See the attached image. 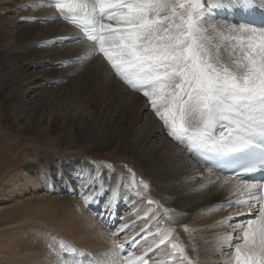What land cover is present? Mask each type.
<instances>
[{"label":"snow or ice","instance_id":"6c2138e0","mask_svg":"<svg viewBox=\"0 0 264 264\" xmlns=\"http://www.w3.org/2000/svg\"><path fill=\"white\" fill-rule=\"evenodd\" d=\"M51 6L80 29L73 42H84L89 55H99L120 81L148 99L170 138L202 155L209 171L231 170L224 183L235 180L233 187L247 193L240 202L247 213L238 215L250 218L235 221L232 232L239 235L223 241L229 264H264V175L241 179L264 173V21L227 22L236 12L264 13V0H52ZM214 20L225 23L211 24ZM141 183L147 191L148 184ZM102 185L99 172L90 184H81L88 188L81 193L85 204L95 202ZM111 204L110 198L106 206ZM163 211L167 216L171 210ZM157 231L159 247L172 232ZM170 247V258L182 257L177 264L188 260L178 243ZM64 250L75 255L74 249ZM130 264H146V259Z\"/></svg>","mask_w":264,"mask_h":264},{"label":"rangeland","instance_id":"374dc122","mask_svg":"<svg viewBox=\"0 0 264 264\" xmlns=\"http://www.w3.org/2000/svg\"><path fill=\"white\" fill-rule=\"evenodd\" d=\"M18 1L23 2L21 10L24 16L42 14L39 2ZM45 2L51 6L52 0H43L42 3ZM51 8L56 14L58 22H62L57 25H64V21L58 16V11ZM4 16L0 15V48L12 50L8 52L5 61L0 58V264H92L94 261L92 253H95L100 262L105 260L109 264H118L116 260L120 255L115 242L118 240L120 242L125 238L123 232H127L128 228L122 229V227H127L126 225L131 223L129 216L135 212V208L130 204L134 203L136 208H141L142 205H140L142 196L138 197L136 192L140 191L143 195L148 192L150 195L148 199L160 202L159 205H152L151 211L153 212L157 208L165 206L162 203L163 200L151 188L150 182L144 180L145 172L141 168L138 169L139 161L136 159V162L132 164L133 159L129 157L128 153L116 150L100 152V155L105 154L102 157L105 159L91 158L88 155L89 152L96 151L94 145L84 139L85 136L74 119V105L71 103L73 93L70 86L63 83L57 84L49 79L59 75L62 71L73 70L77 72V76L70 82L72 84L81 81L85 84L84 86L91 89L98 88L100 82L91 78V71L87 64L78 58L76 52L71 51L67 46H58V40L54 35L56 27L50 29L52 33H47L43 28L45 21L40 20V23L35 22L36 26L34 25V27L29 28L23 24L21 28L11 31L8 26L2 23ZM59 28L57 30H63L61 27ZM70 29L77 31L73 26H70ZM63 32L66 31L63 30ZM2 54L3 52L0 53V55ZM47 54H51L57 60L66 56L69 58L64 65L55 66L59 71L55 70L53 73L45 74L47 78H40L37 81L33 93L34 98H29L27 102L29 110L25 115H21L20 126H17L13 112L24 105L23 101L17 103L9 101L8 87L25 69L21 66L24 61ZM82 67V73H79ZM107 67L110 70V66ZM40 71L39 69H30L24 73L28 72L33 77ZM111 77H116L113 70ZM142 98L149 102L146 97ZM36 107L38 109L35 111ZM150 111L153 112L152 109ZM51 117L52 119H50ZM39 119L41 120L40 131L36 128L25 127L33 120L37 123ZM35 125V123L30 124V126ZM147 130L148 127L139 137L141 138ZM77 157L79 158L77 159ZM87 166L94 170L95 179L97 172L103 174L105 180L114 177L112 173L119 168L128 172L132 171L130 172L132 178H129L128 174V177L124 179L126 184L122 191L126 192L125 200L121 201L120 198L116 200L118 224L113 228L104 226L107 231L102 228V225L95 224L97 229L95 228L90 214L86 211L87 208L85 209L83 201L76 194L77 192L81 194V192L75 190L79 188L75 177L84 172ZM110 168L112 169L111 173L109 172ZM19 169L24 171L22 175H18L20 174ZM86 171L89 175V170ZM140 179L144 183L148 182L147 191L144 190ZM56 185L57 187L62 186L61 193L55 187ZM128 208L129 210L126 212ZM164 208L171 210L167 217L173 218L174 211L171 209V205ZM230 217L233 215L230 214L226 220L219 221L214 211H207L203 212L198 220H194L192 217L186 223L185 221L178 222V225L184 226L183 229L192 227L189 222L196 224L193 227L200 231L195 232V235L203 232V236L193 241L195 246L190 244L189 240L192 239L190 237L192 234L189 231L187 235L184 233L180 237L190 248L200 246L199 249H195V256L192 249L189 250L192 257H199L204 261L209 260V264L220 263L214 259H218V252L223 250L221 237L229 232V225L233 222V220H229ZM244 218L247 219V215H243L239 220ZM168 221L167 218L165 219L166 225L162 223L164 225L161 227L162 231H169V226L172 225L167 224ZM109 225H114V222L111 221ZM178 233L181 234L182 231L178 230ZM173 234L175 233L173 232ZM173 234L171 237L174 236ZM147 236L151 237L150 234ZM175 239L176 236L171 240V243ZM131 241L132 239L129 242L125 240L122 244L126 246ZM157 242L154 241V246ZM144 243L149 245L150 242L145 241ZM167 243L169 244L170 241ZM167 243L164 251L163 246L155 248V252L151 254V258L154 259L153 264H166L163 259L170 257H166L164 252H168L171 248V244ZM64 246L74 249L75 255L71 250L65 251ZM154 246L151 249H154ZM143 249H147V247L143 248L138 245L137 250L142 251ZM143 253L141 256L145 254ZM129 256L132 257V254ZM95 264L99 263L95 262Z\"/></svg>","mask_w":264,"mask_h":264},{"label":"bare ground","instance_id":"6f19581e","mask_svg":"<svg viewBox=\"0 0 264 264\" xmlns=\"http://www.w3.org/2000/svg\"><path fill=\"white\" fill-rule=\"evenodd\" d=\"M32 1L34 3L39 2V6L42 7L40 11L42 14L29 15V17L28 15L24 16L21 10L23 8L21 6V3H23L22 1L0 0V15H5L2 23H4L5 26H8V29H11V31L21 28V25L23 24L27 25L29 28L34 27L35 22L38 21V23H40V20L45 21V27L43 28L47 33H52L50 29L56 27L54 35L58 40V46H67L71 51L76 52L78 58L83 63L87 64L89 70L91 71V78L100 82L98 88L91 89L84 86L85 84L81 81L76 84H72L70 82H72L77 76V72L73 70H67L66 72L62 71L59 75L49 79L50 81L57 82V84L63 83L70 86L73 93L71 96V103L74 105V119L80 131L84 134V139L91 142L96 151L88 153L91 158L105 159L102 158L105 154L100 155V152L116 150L121 153L123 151L124 153H128L129 157L133 159L132 164H134L137 159V161H139L137 164L140 166L138 169L140 170L141 168L145 172L144 180L150 182L151 188L154 192H157L161 196V199L163 200L162 203L164 205H171V209L174 211V217L170 218L167 224L172 226L174 224L178 225L179 221H185L186 223L187 220L192 217L194 220H198V218L203 215V212L213 211L216 209L218 203H227L228 201H232V206H235L238 209L242 207V203L240 202L245 201L248 198H242L238 201L237 197L247 195L245 191L241 194H235L234 198L230 200L220 201L223 199L222 193L219 192L222 186L233 187L236 181H229L228 184H225V179L220 180L218 175L210 174L209 171L201 168L190 155H185L187 152L185 146H179L167 135V130L162 127V122L156 118L153 112L150 111L149 102L142 98L138 94L139 92L134 93L130 91L126 85L121 84L122 82L119 81L118 78L111 77V68L109 70L107 62L99 55H89V51L85 50V45H80L78 42H73L74 44H72V40L70 38L80 35L79 32L70 29V25H68L67 22H63L64 25H57L62 22H58V18L49 3H42L43 0ZM257 3H259V0H257ZM256 15L261 18L264 17V13L260 11H256ZM230 17L235 21H240L241 19L250 21L248 15H242L239 12L228 14V23L232 22L230 21ZM210 23L222 25L225 21L216 20L211 21ZM59 27L66 32L64 33L63 30H57L60 29ZM225 35L227 36V34ZM10 50L12 49L0 48V53L3 52V54L0 55V58L5 61ZM84 57L88 58L84 59ZM68 58L69 57L66 56L63 59L57 60L54 59L51 54H47L36 59L26 60L21 64V66L25 67V69L8 87L7 93V97L10 102L17 103L19 101H23L22 104L24 106L13 112V117L14 120L17 121V126L19 125L21 115H25V113L29 110L27 102L29 101V98H34L33 93L36 89L37 81L40 78H47L45 77V74L53 73L55 70L59 71V69L55 66L64 65ZM30 69H39L41 71L36 76L31 77L28 72L24 73V71H29ZM37 109L38 108L36 107L35 111ZM77 111L78 113H76ZM50 119H52V117ZM32 123H35L36 125L30 126ZM40 125L41 120L39 119L37 120V123L33 120L25 127L28 129L36 128L40 131ZM146 127H148V130L140 138V134L144 132ZM78 158L79 157H77V159ZM87 169L89 170V175L86 171ZM87 169L79 174V176L76 175L75 177V180H77V183L79 184V188H76L75 190H80L81 193L83 190H88L86 187L82 188L81 184L85 181L90 184L92 180L95 179L94 170H92L90 166H87ZM29 170L31 171L32 169ZM19 172L20 174H17L22 175L24 171L19 169ZM112 174L114 177L111 179H103V185L97 195V203L101 200L108 202L111 198L110 196L113 195L112 193L124 188L126 184L124 179L128 177V174L129 178H132L130 172L123 168L117 169ZM233 189L235 188L233 187ZM241 190L242 189H235L234 191ZM148 198H150L148 192H145V194L140 197V205L142 204L141 208H138V210L129 216V218H132H130L131 222H133L127 224V227H122V229L128 228V232L124 233L125 238L122 236L124 239H121L122 241L120 240V242L119 240L118 242L116 241V244L124 243L125 240L129 242L136 234L141 235V237L144 236L141 239V244L143 245H148L144 243L145 241H158L152 230L155 222H152L151 228L148 229L150 230L149 232L140 230V228H145L147 225L145 220L150 219V217H148V219L142 218L146 215L143 214L142 211L145 210V202ZM112 215H114V213L110 212L109 208L97 206L95 211H93V214L90 215V218L94 226L95 223L110 226L109 223L111 221L115 222L116 220V217H112ZM167 218L168 217L166 216V219ZM247 218L250 217L247 216ZM189 223L193 224L191 222ZM230 225L229 232L221 237L222 246L226 245L223 241L228 239L232 234L234 225ZM96 226L95 228L97 229ZM104 226H102L103 229H105ZM161 227L162 226H159V229L162 231ZM105 230L107 231V229ZM199 231L200 230L198 229L197 232ZM162 232H166V230ZM149 234L151 237H146V235ZM165 248L166 245H163V251ZM229 251L230 249L227 245L225 252L224 249L219 251L217 254L218 259L214 260L216 262H220L219 264H229ZM164 254L168 257V252H164ZM200 263L209 264V260L204 261L201 259Z\"/></svg>","mask_w":264,"mask_h":264}]
</instances>
